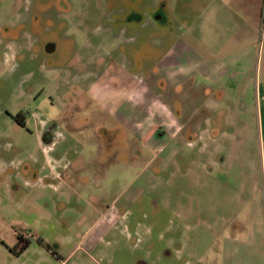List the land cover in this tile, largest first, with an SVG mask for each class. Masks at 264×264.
Returning <instances> with one entry per match:
<instances>
[{
	"label": "rangeland",
	"instance_id": "1",
	"mask_svg": "<svg viewBox=\"0 0 264 264\" xmlns=\"http://www.w3.org/2000/svg\"><path fill=\"white\" fill-rule=\"evenodd\" d=\"M162 5L0 1V264H243L264 12L221 31Z\"/></svg>",
	"mask_w": 264,
	"mask_h": 264
},
{
	"label": "crops",
	"instance_id": "2",
	"mask_svg": "<svg viewBox=\"0 0 264 264\" xmlns=\"http://www.w3.org/2000/svg\"><path fill=\"white\" fill-rule=\"evenodd\" d=\"M1 1V0H0ZM163 2V9L168 10V6L171 4L174 15H180L186 17V22H188L189 15L195 16L202 15L206 12L207 16L217 15L214 19V29L223 30L227 26V30L230 29V22L233 24L236 20H233V16H245L246 19L250 20V25H258L262 20V15L264 12V0H161ZM161 7V8H162ZM167 12V11H166ZM159 14V15H158ZM156 19H160L163 15L162 12L156 13ZM179 16V17H180ZM240 16V17H241ZM237 19V17H236ZM195 20L192 19V21ZM208 22L211 18L206 19ZM226 23V26H225ZM247 28V27H246ZM253 44H247L244 48V56L246 60L251 57V51H248L250 46ZM244 51L238 53L241 54ZM253 52V51H252ZM237 54V53H236ZM233 56V54L231 55ZM261 108L263 109L262 102ZM258 137L262 150V167L264 170V119L262 118ZM241 182L239 189L241 193L243 192L251 202L255 203L258 207L253 215L252 219H255L257 229L249 233L248 237H244L242 242V249L244 250V262L243 264H264V174L263 182L259 185L257 178L255 177L254 183L248 185ZM248 235V233H246ZM248 240V241H246ZM233 254L230 255L229 262L233 261ZM242 264V261H241Z\"/></svg>",
	"mask_w": 264,
	"mask_h": 264
},
{
	"label": "trees",
	"instance_id": "3",
	"mask_svg": "<svg viewBox=\"0 0 264 264\" xmlns=\"http://www.w3.org/2000/svg\"><path fill=\"white\" fill-rule=\"evenodd\" d=\"M29 244H30V240L29 239L25 240L23 235H20V234L18 235V245L20 247L21 252L24 251L25 249H27ZM49 247L50 246H48V248Z\"/></svg>",
	"mask_w": 264,
	"mask_h": 264
},
{
	"label": "flooded vegetation",
	"instance_id": "4",
	"mask_svg": "<svg viewBox=\"0 0 264 264\" xmlns=\"http://www.w3.org/2000/svg\"><path fill=\"white\" fill-rule=\"evenodd\" d=\"M49 48H50V50H52L53 48H54V46L53 45H51V46H49ZM38 115V114H37ZM37 123V122H36ZM38 123H41L42 124V126H44V131H43V133H45L46 135L45 136H47L48 134H49V123L48 122H46L45 120H39L38 121ZM26 124H25V122H23V124H22V126H25Z\"/></svg>",
	"mask_w": 264,
	"mask_h": 264
},
{
	"label": "built area",
	"instance_id": "5",
	"mask_svg": "<svg viewBox=\"0 0 264 264\" xmlns=\"http://www.w3.org/2000/svg\"><path fill=\"white\" fill-rule=\"evenodd\" d=\"M25 235H26L27 238L30 237V234L28 232H26Z\"/></svg>",
	"mask_w": 264,
	"mask_h": 264
}]
</instances>
